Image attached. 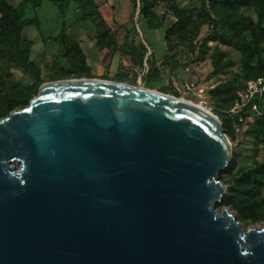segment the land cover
<instances>
[{
    "label": "water",
    "instance_id": "water-1",
    "mask_svg": "<svg viewBox=\"0 0 264 264\" xmlns=\"http://www.w3.org/2000/svg\"><path fill=\"white\" fill-rule=\"evenodd\" d=\"M218 116L102 78L43 84L0 118V264H264L221 209Z\"/></svg>",
    "mask_w": 264,
    "mask_h": 264
},
{
    "label": "rangeland",
    "instance_id": "rangeland-1",
    "mask_svg": "<svg viewBox=\"0 0 264 264\" xmlns=\"http://www.w3.org/2000/svg\"><path fill=\"white\" fill-rule=\"evenodd\" d=\"M8 1L21 6L23 18L36 20L26 26L24 35L30 41V59L41 69V85L108 78L183 97L218 116L232 145V160L220 174L227 187L220 208L237 214L247 228L264 225V185L255 190L251 183L239 179L243 171L264 164V124L258 122L264 103L261 112L252 114L248 123L259 134L238 133L231 123L238 87L247 79L264 75V37L259 36L264 28V0L238 7L224 0H176L183 10L185 27L167 39L168 28L179 19L164 9L165 0H157L159 5L146 20L140 15L138 0H97L107 22L102 27L97 26L100 18L79 21L82 11L77 1H71L66 10L50 0L40 5L26 0ZM63 28L67 30L69 53L62 51L58 40ZM102 32L107 35L99 36ZM221 36L230 44H225ZM75 43L81 55L72 48ZM151 52L154 55L149 58ZM144 54H148L147 63ZM87 58L99 62L91 66L86 63V70L82 60L86 62ZM119 58L123 60L122 70L114 74L110 66ZM124 58L128 64L131 59L133 65L139 63L142 68L135 72L133 67L125 66ZM32 82L11 61L7 43L0 37V118L28 106L39 94L35 92L28 98L21 92L23 85ZM9 105L13 107L7 112ZM231 189H237L243 198L245 217L225 201Z\"/></svg>",
    "mask_w": 264,
    "mask_h": 264
},
{
    "label": "trees",
    "instance_id": "trees-1",
    "mask_svg": "<svg viewBox=\"0 0 264 264\" xmlns=\"http://www.w3.org/2000/svg\"><path fill=\"white\" fill-rule=\"evenodd\" d=\"M27 1H32L36 5H40L44 0H26V2ZM50 1L55 2L64 10L67 9L71 1H77L79 2L82 11L79 17V21L96 20L97 18H100V20L97 22L98 27H102L107 24V22L101 16V10H100L101 8L97 0H50ZM138 2L140 4V15L145 20L149 18L150 15H152V9L157 5H159L160 3L157 0H138ZM224 2L227 3L229 6L238 7V6L250 4L253 2V0H224ZM163 3H164L163 4L164 9H166L167 11H169L171 14H173L179 19L178 22H176L173 26L168 28L166 35V39H167L170 34H174L178 31L183 30L185 24L182 21L183 10L178 7L176 0H165ZM35 22H36L35 19L22 17L21 6L15 7L8 0H0V37L7 43L8 52L11 61L16 66L21 68L33 81L32 83L23 85L20 88L23 95L27 96L28 98L31 97L35 92H38L42 84L41 69L30 59V41L24 35L26 26L32 25ZM150 26H154V25H150ZM101 35L106 36L107 34L105 32L99 33V36ZM259 36L264 37V28L260 30ZM221 38L225 44H230L229 40L223 38V36H221ZM67 39H68L67 30L66 28H63L58 36V40L62 51H66L67 53H69L70 49L67 50ZM72 48L76 50L79 55L82 54L78 44L75 43L72 46ZM153 55L154 53L151 52L149 58H152ZM82 64L86 70L89 69L84 59L82 60ZM260 76L263 75H257L254 78ZM247 80L243 81L242 84L238 87V89ZM236 97H237V92H236ZM12 107H13L12 105H9L6 111L10 112L12 110ZM233 121L234 120L232 119L231 120L232 126H233ZM258 122L264 124V113L260 114ZM246 131L255 132L257 134H259L260 132L257 129L250 128L249 125ZM239 179L241 181L251 183L253 185V189L256 190L259 186L264 185V164L243 171ZM230 193L231 194L229 197L226 196L225 201L227 203H231L235 205L238 208L240 215L245 217L247 214L244 211L243 198L237 193V189L236 190L231 189Z\"/></svg>",
    "mask_w": 264,
    "mask_h": 264
},
{
    "label": "built area",
    "instance_id": "built-area-1",
    "mask_svg": "<svg viewBox=\"0 0 264 264\" xmlns=\"http://www.w3.org/2000/svg\"><path fill=\"white\" fill-rule=\"evenodd\" d=\"M192 89L191 86H188ZM264 103V75L247 80L237 91L236 102L231 109L233 127L236 132H245L250 116L260 113Z\"/></svg>",
    "mask_w": 264,
    "mask_h": 264
},
{
    "label": "crops",
    "instance_id": "crops-1",
    "mask_svg": "<svg viewBox=\"0 0 264 264\" xmlns=\"http://www.w3.org/2000/svg\"><path fill=\"white\" fill-rule=\"evenodd\" d=\"M136 34V33H135ZM135 39L133 38V41H134ZM146 55V56H145ZM150 55V54H149ZM147 56H148V54H144L143 55V61L144 62H146L147 63V61H146V59H147ZM87 57V56H86ZM124 60H125V58H124ZM98 63L99 61H97V60H93V59H89V58H87L86 59V63H88V65L89 66H91V65H93L94 63ZM122 63H123V60H121L120 58L117 60V61H115L114 62V60L112 61V63H111V69H112V71H114V74L115 73H118L120 70H122V68H121V66H122ZM129 63L130 64H128L127 63V60H125V66H127V67H133V69H134V71L135 72H137L139 69H141L142 67H141V64H136V65H133L132 64V61H131V59L129 60ZM111 75V74H110ZM112 76V75H111ZM103 78H106V77H103ZM106 79H108V78H106Z\"/></svg>",
    "mask_w": 264,
    "mask_h": 264
},
{
    "label": "bare ground",
    "instance_id": "bare-ground-1",
    "mask_svg": "<svg viewBox=\"0 0 264 264\" xmlns=\"http://www.w3.org/2000/svg\"><path fill=\"white\" fill-rule=\"evenodd\" d=\"M142 86V85H141ZM143 87V86H142ZM182 100H184V101H186V102H189V103H191V104H195V105H197V106H199L200 108H202V109H204V110H206V111H208V112H211L210 110H208L204 105H202V104H200V103H196V102H193V101H191V100H188V99H185V98H181Z\"/></svg>",
    "mask_w": 264,
    "mask_h": 264
}]
</instances>
